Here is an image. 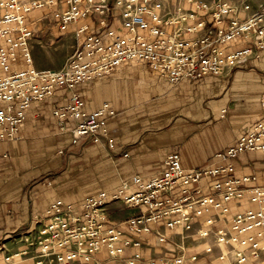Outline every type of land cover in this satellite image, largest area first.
<instances>
[{"label": "built area", "instance_id": "obj_1", "mask_svg": "<svg viewBox=\"0 0 264 264\" xmlns=\"http://www.w3.org/2000/svg\"><path fill=\"white\" fill-rule=\"evenodd\" d=\"M165 0H64L59 9L56 0H0V141L21 139L18 131L25 112L33 102L54 95L59 89L71 92L69 103L53 109L61 131L71 118L75 127L72 140L103 143L112 148L106 128L107 118L114 111L104 104L101 109L86 114L83 100L74 93L76 84L111 74L116 67L128 61L149 65L161 78L171 84L181 80H197L208 75L219 76L225 70L256 58L264 49V3L253 8L248 0L233 3L208 0H182L191 6L186 12L181 7L172 12ZM165 3V4H164ZM55 8L53 17L59 30L89 16L98 17L99 33L83 25L76 37L83 35L61 70L38 71L32 65L29 42L32 30L26 16L32 10ZM118 12L123 33L109 28V20ZM199 13L209 16L195 25L187 21ZM184 25V32L195 37L185 38L182 32L168 34L165 27ZM204 30L200 36L197 33ZM235 41L241 45L230 49ZM22 58L26 67H19ZM263 115L251 130L237 139L226 150L214 155V163L204 168L184 169L178 154L168 155L163 161V172L149 179L132 176L111 192H101L85 199L79 205L62 201L51 203L34 216L35 227L22 237V246L5 254L10 263L31 258L34 264H110L122 257L127 247L140 248L141 240L129 241L122 232L109 223L106 206L120 201L130 208L142 209L121 225L133 234L151 231V225L164 221L168 228L190 230L195 218L211 211L227 214V203L249 196L257 210H247L232 217L229 229L220 228L215 241L222 246H233L234 257L228 261L219 257L221 264H247L264 252V186L254 183V176H236L234 160L249 152L264 153V97ZM203 179H215L211 193L203 194L191 186ZM179 194L175 198L171 192ZM212 218L204 219L200 238L209 237ZM163 242V237L159 238ZM207 252L211 249L207 248ZM104 255L105 259H97ZM127 264H182V257L143 258L139 253L126 257Z\"/></svg>", "mask_w": 264, "mask_h": 264}, {"label": "crops", "instance_id": "obj_2", "mask_svg": "<svg viewBox=\"0 0 264 264\" xmlns=\"http://www.w3.org/2000/svg\"><path fill=\"white\" fill-rule=\"evenodd\" d=\"M56 2L59 9L65 8L64 0ZM165 2L172 12L179 7L191 11V6L182 1ZM54 10L35 9L26 16L33 34L29 42L32 65L38 71L64 68L74 44L83 39V35L76 37L81 26L87 25L93 33L102 31L96 16L81 18L59 30ZM114 15L109 28L123 33L118 12L114 11ZM202 19L210 21L209 16L199 13L186 25H195ZM183 29V24L165 27L168 34L180 31L185 38L195 37ZM203 33L201 30L196 36ZM241 43L233 42L227 52ZM33 50L37 52L35 56ZM18 62L22 69L27 68L22 58ZM72 91L83 100L82 110L86 114L101 109L104 104L114 111L106 120L113 147L86 140L73 142L71 130L75 121L71 118L66 119V130L61 131L52 111L69 103L70 91L59 89L53 96L31 103L19 127L21 139L0 141V264H34L31 258L10 263H5L3 258L22 246L24 234L35 227L34 216L55 201L79 205L91 196L115 190L132 176L144 179L158 176L163 172V161L171 154L179 155L184 169L213 164L216 153L247 134L263 115L264 49L257 52L256 58L219 76L184 79L175 84L161 78L144 62L128 61L109 75L76 84ZM233 165L236 176L256 178L245 188L264 186V153L243 154ZM213 181L203 179L191 189L210 194ZM171 194L179 197L176 190ZM227 207V214L211 211L195 218L190 230L168 228L164 221L158 220L150 226V232L136 235L121 223L142 209L111 201L106 206L110 225L122 232L123 239H139L142 245L125 248L122 257L110 264H127L126 257L131 253L154 259L182 257V264H221V255L230 261L234 247L217 244L214 232L229 229L235 214L255 211L257 206L245 195L241 200L227 203ZM206 218L213 220L211 233L200 238L199 230ZM207 248L211 251L207 252ZM97 259L105 256L98 255ZM247 264H264V252Z\"/></svg>", "mask_w": 264, "mask_h": 264}, {"label": "rangeland", "instance_id": "obj_3", "mask_svg": "<svg viewBox=\"0 0 264 264\" xmlns=\"http://www.w3.org/2000/svg\"><path fill=\"white\" fill-rule=\"evenodd\" d=\"M173 1H175V0H173ZM179 1V3L182 1V0H178ZM209 2H216V1H218V0H208ZM221 1H223V2H228V3H233L234 5H235V7L236 8H238V10H239V5H240V2H238V0H221ZM165 2V1H164ZM248 2L250 3V5L253 7V8H257L258 6H260L261 4H263L264 3V0H248ZM165 4V3H164ZM76 47V43L74 44V46H73V50H74V48ZM72 50V51H73ZM72 53V52H71ZM37 54V52H35L34 50L32 51V55L33 56H35ZM19 66H20V68H22L23 67V65H21L20 63H19ZM1 107H3V105L2 104H0V108ZM38 214V213H37ZM13 264H26V263H24V262H17V263H13ZM31 264V263H30Z\"/></svg>", "mask_w": 264, "mask_h": 264}]
</instances>
